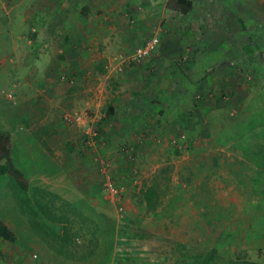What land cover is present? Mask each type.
Here are the masks:
<instances>
[{
  "label": "rangeland",
  "instance_id": "1",
  "mask_svg": "<svg viewBox=\"0 0 264 264\" xmlns=\"http://www.w3.org/2000/svg\"><path fill=\"white\" fill-rule=\"evenodd\" d=\"M68 1L55 0L64 7L51 17L49 0H0V134L29 195L59 218L79 258L95 248L90 260L69 261L103 264L113 246L129 255L164 245L163 228L178 229L179 208L197 207L204 251L188 264H264L263 249H241L226 234L227 219L249 200L264 214V0H186L184 15L172 0H98L88 13L92 25L103 22L94 27L102 41L87 45L74 42L78 10ZM152 38L146 60L113 70L116 56ZM52 100L65 103L62 112L34 105ZM111 104L118 117L129 104L127 117L156 118L166 129L115 130L118 118H104ZM75 114L81 123L64 121ZM88 131L98 133L93 147ZM68 148L75 154L59 153ZM105 175L125 187L120 200L106 194ZM9 183L0 177V219L15 241L0 242V264H45L44 250L65 259L32 230ZM164 251L153 253L158 263L179 264L178 250Z\"/></svg>",
  "mask_w": 264,
  "mask_h": 264
},
{
  "label": "crops",
  "instance_id": "2",
  "mask_svg": "<svg viewBox=\"0 0 264 264\" xmlns=\"http://www.w3.org/2000/svg\"><path fill=\"white\" fill-rule=\"evenodd\" d=\"M49 1H51V2H48L46 4L48 6L50 5V8L53 6L50 9V11L52 12L50 15L52 17L53 13L55 11L63 8L64 5L61 6V4H60V7H59V5H58L59 3L58 4L55 3L54 2L55 0H49ZM59 1H61V0H59ZM65 1H67V3L70 4V2L68 0H65ZM73 1L75 3L74 4L71 3V5L73 6V8L71 7V10L72 11L78 10V13H76L77 15H75V21H77V19H79L78 22H76L79 24H75V25H78V28L74 31L75 32L74 35L76 37V39L74 37V40H75L74 42L75 43L81 42V44L85 42L87 44H90L91 42H95V41L97 42L98 41L100 43L102 41V39H100L101 38L100 30H98L94 27H97V26L102 27L103 22L97 19L95 21H98V22L94 23L92 25L91 24L92 15L91 14L89 15V13H88V12L92 11L91 8L98 9L96 6H93L96 4L95 3L96 1L98 2V0H73ZM62 2H63V4H65L64 1H62ZM44 4L45 3H43V6L46 5V4L45 5ZM77 4H79V6ZM66 8H68V7H66ZM42 9L46 10L45 7ZM67 15L69 17V14H67ZM108 22L109 21H107V23H104V24H108ZM70 25L72 26V24H70ZM92 27L95 30L91 29ZM66 35L70 36V34H68V33H66ZM69 39L71 40V38H69ZM85 43H84V45H87ZM81 56L85 57V55H83V54H81ZM52 101L51 102H46V101L34 102V105L42 108V112L44 114L47 113L48 109H49L48 112H50L52 109L53 110L55 109L56 112L59 110L58 112L60 113L63 111V108H65V107H62L63 106L62 104H64V106H66L64 102H69L68 99H66L64 102H54V101L52 102ZM109 107L112 108V112H113L112 115H110L109 117L111 118L112 116H116L118 118L115 130H118L121 132L122 131L127 132V128H128L127 126L132 125V124H134V125L137 124L136 128H138V129H137L136 133L138 135L146 132L145 134L147 136H153V134L155 136H158V135L160 136L164 133V130L166 129V127L164 128V126H162L161 128H158V126H159L158 124H161L162 122H160L156 118H154V120H151V121L149 120L148 122L145 123L144 121H146V120L143 121L142 120L143 118H141V117H131V118L127 117L126 113H129V108L131 107V106H129V104H122L120 106V108L123 111V115L121 117H118L116 115L117 107L115 105L111 104V106L109 105ZM137 107L140 108L142 106H137ZM105 117H106V115H104V118ZM142 126H144V127L142 128ZM105 132L107 133V130H105ZM130 133L132 134L131 131H130ZM148 133H150V134H148ZM120 136H122V135H120ZM70 150H72V151H70ZM59 153L60 154L65 153V154H69V155H71V153L75 154L74 150L70 149V148L66 149L64 152L62 150V152H59ZM78 167H79L78 170H82L81 166H78ZM240 202L243 203L244 201L241 200ZM251 203H252V201L249 200L247 208L244 205L245 207L243 210H239V209L235 210V208H234L235 212H233L232 217H229V215H228L229 218L227 219V225H229V226L227 228L228 230H227L226 234L230 235L231 237L233 236V238H236L235 241L240 242V244L242 245V247H240L241 249H245V250L249 249L250 248L249 244L247 245V242H248L250 244L251 243L255 244V246L257 248L264 250V214L262 211L254 213L252 211V208H251V206H252ZM259 208H260V210H262L261 207H259ZM194 210L195 211H192L190 208L189 209L179 208L178 218L180 220L178 219V223H179L178 229H176L175 226H173V225H171V227L165 226V228H163V231L165 233L164 234L165 237H163V239L165 241L164 245L160 244L158 246L156 243H154L155 245L153 243H151L150 246H148V247L146 246L147 248L144 247L145 245H143V246H141V247H143V250H142V248L139 249L140 247L138 249L129 250L130 251V253H128L129 255L123 254V253L120 254L119 251L115 249L116 246H113L114 249L111 248L113 251L108 250L107 251L108 253L107 252H105L106 254L103 253L104 254L103 257H105L103 264H160V263H158V260L154 256L153 253L158 255V253L160 254L161 251H163V250H165L164 252H168V254H170V252H172V251L178 250L179 251V258H180L179 264H188V260H190L189 258L193 255H195V256H193V257H195V261L198 260V253H200V257H201L202 256L201 254L204 251V245L202 244L203 243L202 242V236L204 234V229H205V227L203 226L204 225L203 224L204 223L203 222L204 210L199 211L197 209V207H195ZM213 213L215 214L216 212H213ZM256 215H259V219L257 218L258 216H256ZM192 220H196V223H195L196 226H191L190 223H192V222L188 223L189 221H192ZM189 224H190V226H189ZM167 233L169 234V236L168 235L166 236ZM173 233L178 234L179 238L178 239L175 238ZM153 234H161V229L156 228V231H153ZM192 235L195 236V238L192 239L191 238ZM170 236H172V238H170ZM190 238H191V240H189ZM0 242H3V241L0 240ZM4 243H7V242H4ZM154 251H156L157 253ZM194 252H195V254H193ZM139 253L141 255H139ZM38 255L41 258L42 257L44 258V259L43 258L42 259L44 260L45 264H48L50 262L51 263L56 262L58 264H85L83 262H81V263L80 262H78V263L71 262V261H69L70 259H66V258L65 259L58 258V256L56 254H52V252H49L48 250H44L43 255H40L39 253H38ZM11 258H10V260H11ZM87 258H84V259L90 260L89 258L88 259Z\"/></svg>",
  "mask_w": 264,
  "mask_h": 264
},
{
  "label": "trees",
  "instance_id": "3",
  "mask_svg": "<svg viewBox=\"0 0 264 264\" xmlns=\"http://www.w3.org/2000/svg\"><path fill=\"white\" fill-rule=\"evenodd\" d=\"M171 9L187 14L192 4L186 0H172ZM112 108L108 107L105 115H112ZM12 151L9 146V137L0 134V177H9V186L15 191L17 207L24 218L31 225L32 230L58 254L67 259H83L95 253V248L88 249L85 255L79 258L78 250L75 248L74 238L66 228L60 229L59 218L52 215L41 202L33 199L27 190L26 182L22 181L23 174L16 169L13 162ZM154 192L151 190V194ZM73 236V235H72ZM0 240L12 243L15 241L14 233L0 219ZM92 243V242H91ZM74 247V248H73Z\"/></svg>",
  "mask_w": 264,
  "mask_h": 264
},
{
  "label": "built area",
  "instance_id": "4",
  "mask_svg": "<svg viewBox=\"0 0 264 264\" xmlns=\"http://www.w3.org/2000/svg\"><path fill=\"white\" fill-rule=\"evenodd\" d=\"M158 40L155 38L147 40L142 45L136 47L132 53H130L127 56H116L113 61L116 62L115 66L113 67L114 71H122L123 67L125 65H137L146 60L156 49ZM61 80L66 81L68 84L74 83V78L70 76H62ZM8 98H11V94L7 95ZM63 119L65 122L70 124H78L82 121L81 115H64ZM89 139L87 141V144L91 147L95 145L96 138H97V131L94 132H87ZM125 152H128V150ZM130 156L133 155L130 153ZM103 188L106 192V194L111 198L115 200H120L122 196L125 193V187L121 184L116 183L109 175H105V180L103 184ZM119 212H123V208H119ZM36 258V256H34Z\"/></svg>",
  "mask_w": 264,
  "mask_h": 264
}]
</instances>
